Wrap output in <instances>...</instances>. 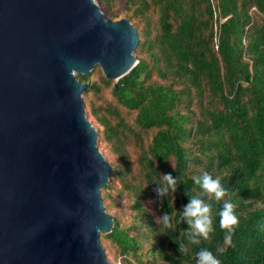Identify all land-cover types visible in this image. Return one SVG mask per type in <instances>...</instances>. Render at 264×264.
I'll use <instances>...</instances> for the list:
<instances>
[{"label": "trees", "instance_id": "obj_1", "mask_svg": "<svg viewBox=\"0 0 264 264\" xmlns=\"http://www.w3.org/2000/svg\"><path fill=\"white\" fill-rule=\"evenodd\" d=\"M123 16L137 30V63L116 82L98 65L77 75L88 83L82 97L97 141L114 157L101 188L113 217L100 234L108 260L196 264L202 248L215 253L223 201H207L193 180L206 171L227 188L239 219L222 264H264V0H127ZM164 173L178 185L158 197ZM193 196L215 213L212 238L198 245H188L180 220ZM164 213L173 228L157 220Z\"/></svg>", "mask_w": 264, "mask_h": 264}, {"label": "water", "instance_id": "obj_2", "mask_svg": "<svg viewBox=\"0 0 264 264\" xmlns=\"http://www.w3.org/2000/svg\"><path fill=\"white\" fill-rule=\"evenodd\" d=\"M138 40L94 0H0V264H112L111 167L77 75L98 65L116 82Z\"/></svg>", "mask_w": 264, "mask_h": 264}, {"label": "clouds", "instance_id": "obj_3", "mask_svg": "<svg viewBox=\"0 0 264 264\" xmlns=\"http://www.w3.org/2000/svg\"><path fill=\"white\" fill-rule=\"evenodd\" d=\"M193 180L200 186L202 196H206L207 201H214L216 204L223 201V207L219 211V227L225 233L223 244L216 248L215 253L207 248H202L196 253V264H222L219 257L226 252L227 247L234 246L232 237L239 226L235 205L225 199L228 196V190L221 184L219 177L213 178L205 171L201 176L193 177ZM156 182L159 184L155 189L158 197H163L169 192H176L178 181L171 173H164L162 180ZM207 201L201 196H193L188 198V202L182 208L180 220L187 225L185 235L188 245H198L201 240H210L215 232L214 205ZM157 220L162 222L164 228H173L172 217L169 213H164ZM188 245L181 246L180 250L187 252Z\"/></svg>", "mask_w": 264, "mask_h": 264}, {"label": "rangeland", "instance_id": "obj_4", "mask_svg": "<svg viewBox=\"0 0 264 264\" xmlns=\"http://www.w3.org/2000/svg\"><path fill=\"white\" fill-rule=\"evenodd\" d=\"M94 1L98 4V6H99L101 12L104 14L105 18H110V19H113V20L118 19V18L112 17V14L113 13H118V15L120 16L119 18L124 17L123 16L124 15V8L126 7L127 0H112L110 6L106 5L104 2H102L100 0H94ZM93 78H94V74L90 75V80H92ZM84 108H85V113H86V116H87L88 120H90L91 123L93 125H95V123L93 121V117L89 114L88 108L85 106V102H84ZM97 145H98V149L102 152V154L105 157V159L109 163L112 162L114 160L113 154H111L110 152H108V151H106L105 149L102 148V146H101L102 145V142L100 140L97 141ZM116 200L120 203V207L122 208V211H125L126 208H125V206H123V204H124L123 203V200L122 199H119L118 197H116ZM107 212L109 214L112 213V211H107ZM124 218L127 220L128 217L127 216H124ZM101 243H102V245L104 247V243L102 241H101ZM106 252L107 251L105 250V253ZM106 257H107V259H110L111 258V255L109 253L108 254L106 253Z\"/></svg>", "mask_w": 264, "mask_h": 264}]
</instances>
